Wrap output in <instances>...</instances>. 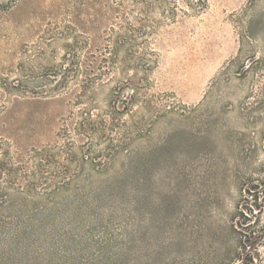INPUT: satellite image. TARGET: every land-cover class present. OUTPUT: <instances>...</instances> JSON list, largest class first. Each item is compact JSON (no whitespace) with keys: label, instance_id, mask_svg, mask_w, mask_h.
Masks as SVG:
<instances>
[{"label":"rangeland","instance_id":"1","mask_svg":"<svg viewBox=\"0 0 264 264\" xmlns=\"http://www.w3.org/2000/svg\"><path fill=\"white\" fill-rule=\"evenodd\" d=\"M0 264H264V0H0Z\"/></svg>","mask_w":264,"mask_h":264}]
</instances>
